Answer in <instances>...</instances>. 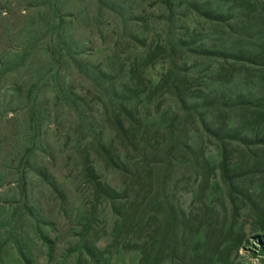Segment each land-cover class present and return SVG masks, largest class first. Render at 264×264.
<instances>
[{
    "label": "rangeland",
    "instance_id": "obj_1",
    "mask_svg": "<svg viewBox=\"0 0 264 264\" xmlns=\"http://www.w3.org/2000/svg\"><path fill=\"white\" fill-rule=\"evenodd\" d=\"M0 1L1 62L22 51L24 37L34 25L38 28L46 8L56 5L54 0ZM112 1L116 7L101 5L102 10L97 0H74L66 7L69 20L82 12L74 20V40L90 76L112 83L126 100L118 120L113 113L118 107L67 53L57 61L49 37L32 67L22 72L20 87L13 91L10 81L4 88L6 101L15 93L18 102L0 117V264H155L156 256L159 264H264L259 215L264 205V122L242 133L233 131L241 123L240 97L264 98V64L241 66L226 43L237 34L264 37V21L256 19L261 33L252 23L264 4ZM232 13L233 19L224 21ZM181 40L198 51L180 45L174 49ZM202 43L216 46L203 53L198 48ZM31 75L34 82L42 80L33 102L48 115L32 161L46 168L49 183L21 161L28 150L25 140L31 139L29 126H22L33 115L27 84ZM59 78L85 119L64 101L57 104ZM216 108L226 119L222 127L219 114L212 112ZM223 132L224 142L217 137ZM83 136L81 144L89 147L96 175L123 199L120 211L97 202L84 177L77 147ZM98 139L115 147L123 170L101 157ZM225 155L232 180L221 167ZM169 196L192 226L183 231L178 223L176 236L182 238L177 248L167 242L168 210L159 207ZM231 226L243 233L244 241L237 247L234 235L228 249Z\"/></svg>",
    "mask_w": 264,
    "mask_h": 264
},
{
    "label": "trees",
    "instance_id": "obj_2",
    "mask_svg": "<svg viewBox=\"0 0 264 264\" xmlns=\"http://www.w3.org/2000/svg\"><path fill=\"white\" fill-rule=\"evenodd\" d=\"M74 0H54V5L56 6H48L45 10L44 17L41 18V21L39 22L38 28L34 25L30 31V36L29 37H24L23 39V45L21 47V52H18L15 54L10 59H3L0 62V117L3 115H7L10 113V109L12 110L13 105L18 102V95L17 94H11V99L6 101V99L3 97L4 96V88L7 84H9L10 81L14 84L12 87V90L18 89L19 82L22 78V72L27 71L28 68L32 67V62L34 59L37 57V55L41 52L43 45L46 42V39L49 37L51 38L52 41V46L55 51V54L58 55V62L61 61V59H64V53L68 54V59H71L75 66L77 65L80 67V70L83 71L86 75L89 77L91 74L90 68L86 64L85 57L82 56V52L80 49H78V44L75 43L74 40V20L78 18L79 14L82 13L80 9L77 11L75 15H72L73 19L69 20L67 19L69 15L70 8L66 7V5H69L70 2ZM184 1V0H183ZM1 2V1H0ZM100 9L102 10L101 5H112L113 7H116L114 5L112 0H97ZM256 2V1H255ZM254 2V3H255ZM259 4L262 3L264 4V1L258 0L257 1ZM174 5V1L172 3ZM177 5V4H176ZM180 5V4H178ZM190 6V5H189ZM175 9V8H173ZM232 10V8H231ZM262 11L258 15L252 17V23L253 25L257 26V31L256 33H261L263 27L261 24L257 22V20L264 21V7L262 9H259ZM3 10L0 9V14H2ZM252 12V9H251ZM121 16L123 18L124 12L120 11ZM234 13L231 14L230 19L224 18V21L228 22L233 19ZM236 16V15H235ZM257 19V20H256ZM258 23V24H257ZM234 26V25H232ZM232 31L234 27H231ZM234 32V31H233ZM251 32V31H250ZM251 37V40L248 39ZM245 36L244 34H237V36L233 37V41L227 42L230 43L233 47L232 51V56L231 55H225L222 53V56H231L234 59L242 61L243 67L247 66V62H252L254 64L259 63V64H264V37H259L258 34L256 36L251 33V36ZM248 44V46H243L244 48L242 49L241 45L243 44ZM176 46L180 45L183 48H189L198 51V49L192 45L190 41L187 40H181L177 42V44H174V49H177ZM178 46V47H180ZM206 43L200 44L198 48L201 49L203 53H212L213 48H206ZM254 48V51L249 50L250 47ZM255 47H258L259 49H255ZM66 51V52H65ZM212 51V52H211ZM176 65V64H175ZM238 65V64H236ZM235 64H233V67L236 68ZM172 71V70H171ZM176 71L174 70V73ZM26 73V72H25ZM92 78V77H91ZM28 77L25 78L27 80ZM34 75H31L29 77L28 83L29 84V96L32 98L30 99L31 101V106L29 107L32 118L29 120V122L24 119L22 121V126H29L31 130V139H26L25 140V146L28 147V150L22 154L21 161L24 162L25 166H29L32 171H34L36 174H38L42 180L45 183H49L50 178L52 177L51 175L49 176L47 174L46 168L41 166L40 164H35L32 160L34 157L33 151L34 147L36 144H41L43 141V136H42V128L45 125V119L48 116L46 112H41L38 104L33 102V96L36 94V88L40 85L42 80L33 81ZM92 80L101 88L103 92H106L108 99L110 100L111 103H114L115 106L118 108H113V113L116 115V120L119 119V116L124 113L125 111V106H126V100L122 96V93L118 91L117 89L114 88L112 83H108L107 81H100L96 80L95 78H92ZM64 80L61 78L58 79L57 81V104L62 101L63 103H66L71 109H76V113L81 117V119H85V115L81 112V109L79 108V102L76 100V102L70 100V98L66 97L64 90L65 85ZM174 84V83H173ZM68 94H70L69 91H67ZM71 95V94H70ZM115 96V97H114ZM211 104V102H210ZM238 105L236 106L240 112H239V117L241 118V123H239L238 126L234 127L233 131H240L241 133L244 132L245 130H251L254 129L262 120L264 122V98L263 97H256L252 99H247V97H240L239 102L237 103ZM225 103L223 102L222 107H224ZM211 108V107H210ZM210 108L208 110L209 113H211ZM218 109L216 108L213 112V114L217 115ZM225 113V112H224ZM219 126L222 127L223 123L226 121L224 117H221L222 114H219ZM120 125V129L122 131L125 130V127L121 124V122H118ZM87 130V129H86ZM137 134V133H135ZM223 132L222 134L217 135V137L222 140V142L226 141L227 135ZM239 136H237L238 138ZM84 138H79L78 141V148L80 150V154H82V159L81 163H83L84 166V177L87 179L89 182V185L93 189L94 196L97 200V202L100 203H105L109 202L115 211H120L123 199L120 198L119 194L115 192L111 187L106 185L104 182L101 181V178L96 175L94 168L92 167L91 163L89 162V147L87 145H82L81 141ZM232 138V137H231ZM99 142L98 146L101 151V157L107 162L108 165L112 167H117L119 169H122L125 167V164L123 161L119 160L117 154L113 150L115 147H112V144H105L103 139H98ZM30 143V144H28ZM172 151H169V159L172 158ZM171 155V156H170ZM37 163V162H36ZM35 167H38L37 169ZM221 167L224 173V177L231 179V167L229 166L227 155L223 158L221 162ZM232 180V179H231ZM233 188L236 187L235 183H232ZM51 188H54L53 185H51ZM250 195V194H249ZM247 195H245L246 197ZM250 199H252V195H250ZM63 198V197H62ZM264 198V196H263ZM64 199V198H63ZM261 199V198H259ZM162 201H160L161 203ZM255 203V202H254ZM158 206V204H156ZM164 208L168 210V215H169V225L170 231L169 236L167 237V242L168 244H172L174 247L177 248V245H180V239L182 238L179 236V234L176 236V231L178 230L177 226L178 223H180L181 230L185 231V228H188L191 226L189 221L185 220V218L182 216L184 215V212L177 206L174 205V202L171 198V196L168 197V200L164 201V204H159ZM257 205H255V208ZM259 212V211H258ZM179 214L183 218H177V215ZM205 219L209 221L211 224L212 221L209 218V215L205 214ZM260 215V220L262 223H264V205L262 206V210L259 212ZM204 219V221H205ZM230 231L228 232L226 236V243H225V248H230L233 245V242H229V240H234L235 237L234 235L238 236L235 239V245L237 247H240L243 244L244 241V235L241 232H236L234 229V226L230 227ZM161 229L158 228L157 232H160ZM165 245V244H164ZM224 243H221L222 246ZM170 248V246H169ZM163 249L165 250L166 247L164 246ZM163 253V250L160 252V255ZM161 260V257L156 256L155 264H159Z\"/></svg>",
    "mask_w": 264,
    "mask_h": 264
}]
</instances>
